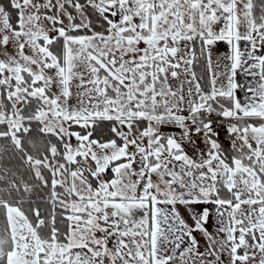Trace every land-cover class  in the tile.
<instances>
[{
	"label": "snow or ice",
	"instance_id": "snow-or-ice-1",
	"mask_svg": "<svg viewBox=\"0 0 264 264\" xmlns=\"http://www.w3.org/2000/svg\"><path fill=\"white\" fill-rule=\"evenodd\" d=\"M0 264H264V0H0Z\"/></svg>",
	"mask_w": 264,
	"mask_h": 264
}]
</instances>
